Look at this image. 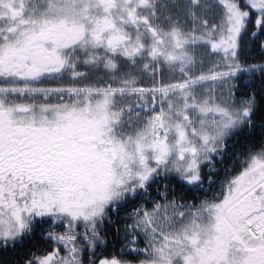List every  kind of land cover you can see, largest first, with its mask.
<instances>
[{"label": "snow or ice", "instance_id": "obj_1", "mask_svg": "<svg viewBox=\"0 0 264 264\" xmlns=\"http://www.w3.org/2000/svg\"><path fill=\"white\" fill-rule=\"evenodd\" d=\"M0 264H264V0H0Z\"/></svg>", "mask_w": 264, "mask_h": 264}]
</instances>
